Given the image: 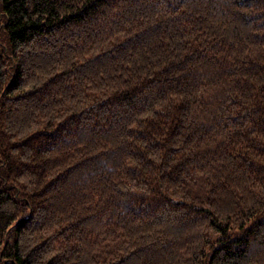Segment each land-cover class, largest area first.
<instances>
[{"label":"trees","instance_id":"1","mask_svg":"<svg viewBox=\"0 0 264 264\" xmlns=\"http://www.w3.org/2000/svg\"><path fill=\"white\" fill-rule=\"evenodd\" d=\"M0 264H264V0H0Z\"/></svg>","mask_w":264,"mask_h":264}]
</instances>
